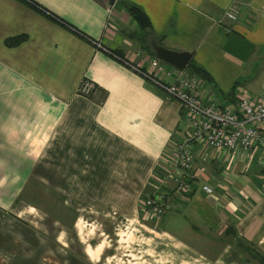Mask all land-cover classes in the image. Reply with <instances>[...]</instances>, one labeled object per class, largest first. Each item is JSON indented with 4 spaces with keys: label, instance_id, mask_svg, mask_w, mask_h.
<instances>
[{
    "label": "crops",
    "instance_id": "0c3cea01",
    "mask_svg": "<svg viewBox=\"0 0 264 264\" xmlns=\"http://www.w3.org/2000/svg\"><path fill=\"white\" fill-rule=\"evenodd\" d=\"M152 41L208 72L197 75L204 100L264 95V0H0V264H261L264 152L194 143L175 191L185 110L130 66L175 81L179 69L150 66ZM30 184L61 191L55 213L42 189L30 205ZM157 193L167 208L153 218L141 202Z\"/></svg>",
    "mask_w": 264,
    "mask_h": 264
},
{
    "label": "built area",
    "instance_id": "2783aa9c",
    "mask_svg": "<svg viewBox=\"0 0 264 264\" xmlns=\"http://www.w3.org/2000/svg\"><path fill=\"white\" fill-rule=\"evenodd\" d=\"M226 17L234 19L235 11H226ZM149 64L163 70L164 64L156 58L150 59ZM130 66L156 82L168 98L177 100L185 110L187 134L173 146L171 152L174 159L175 191L181 192L187 186V176L194 159V143L214 151H247L257 147L264 152V95L254 98L242 93L244 95L236 99V106L232 103V98L222 103L214 98L204 100L197 94L200 81L191 74L179 70L174 82L163 83L154 79L140 62ZM92 85L91 82L83 80L78 91L88 95ZM202 189L206 193L212 191L206 185ZM141 204L153 218L162 216L167 208L163 193L145 196Z\"/></svg>",
    "mask_w": 264,
    "mask_h": 264
},
{
    "label": "rangeland",
    "instance_id": "374dc122",
    "mask_svg": "<svg viewBox=\"0 0 264 264\" xmlns=\"http://www.w3.org/2000/svg\"><path fill=\"white\" fill-rule=\"evenodd\" d=\"M162 64H164L165 66L167 65L166 63H163L162 62ZM168 66V65H167ZM191 74V73H190ZM189 74V75H190ZM192 76H195V77H197V75L196 74H191ZM198 78V77H197ZM231 92H233V94H234V99H233V101H232V103L236 106V99L239 97V96H241L242 94H240V92H239V90H238V88L236 87V88H234L232 91H230L229 93H227V94H231ZM244 94H245V92H243ZM31 187V191H32V194H31V196H32V199H31V206H33V207H35V208H38L39 207V198H45L44 196H45V192H42V191H40L39 189H42V190H44V191H46L47 192V195H46V198H45V201L43 202L44 203V205H45V208L46 209H48V210H50L52 213H55V205H54V202H55V197H54V194H52V192H54V190H57L59 193H61V191L60 190H58V189H56L55 188V185L54 184H39V185H35V184H30L29 185V188ZM63 187V189L65 190L64 192H65V194L67 195V196H69L70 195V189H71V186L70 185H63L62 186ZM66 187L68 188V189H66ZM27 195V194H26ZM142 197V196H141ZM141 197L139 198V201H140V199H141ZM69 203L71 202L70 200H67ZM76 201V200H75ZM84 202H85V200H83ZM83 203V202H82ZM86 203V202H85ZM74 205H77L78 203H73ZM81 205V202H80V204H78L76 207H79ZM72 210V209H71ZM72 212L74 213V211H70V215H71V218H74V215L72 216ZM70 219V218H69ZM115 232H118V233H121V230H120V228L118 227V226H116L115 227V230H114ZM119 240L120 238H118V237H115V238H112V240Z\"/></svg>",
    "mask_w": 264,
    "mask_h": 264
},
{
    "label": "trees",
    "instance_id": "16d2710c",
    "mask_svg": "<svg viewBox=\"0 0 264 264\" xmlns=\"http://www.w3.org/2000/svg\"><path fill=\"white\" fill-rule=\"evenodd\" d=\"M128 11L133 16V18L135 19V21L138 23V25L141 28L147 29L148 27H150V21H149L148 17L138 6H135V5L129 6ZM24 38H25V36H21V35L20 36H13L10 38H6L4 40V43L6 45H16L17 43H19ZM187 67L192 73H194V74H196V75H198L204 79H210L208 72L206 70H204L203 68L194 65V63H192V61L188 62ZM261 264H264V258H262Z\"/></svg>",
    "mask_w": 264,
    "mask_h": 264
},
{
    "label": "water",
    "instance_id": "95a60500",
    "mask_svg": "<svg viewBox=\"0 0 264 264\" xmlns=\"http://www.w3.org/2000/svg\"><path fill=\"white\" fill-rule=\"evenodd\" d=\"M113 3L115 0H109ZM152 49L155 56L162 62L169 64L176 69H184L191 58V53L188 51H175L170 50L162 45H158L154 41L151 42Z\"/></svg>",
    "mask_w": 264,
    "mask_h": 264
}]
</instances>
